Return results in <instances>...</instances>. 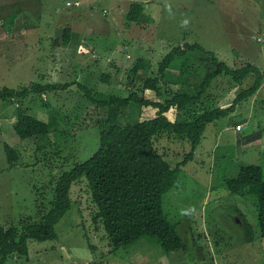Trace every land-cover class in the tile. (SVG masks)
<instances>
[{
  "label": "rangeland",
  "instance_id": "1",
  "mask_svg": "<svg viewBox=\"0 0 264 264\" xmlns=\"http://www.w3.org/2000/svg\"><path fill=\"white\" fill-rule=\"evenodd\" d=\"M75 1L0 0V90L60 86L45 97L0 101V223L6 229L21 231L38 222L50 210L62 174L97 151L98 125L108 109L89 102L82 87L97 100L126 98L130 90L141 94L146 74L156 77L162 59L186 44L201 45L231 68L252 64L264 71V0H153L138 24L127 21L130 8H113L109 0ZM66 27L72 30L70 44L55 47L53 40ZM196 56L205 57L197 50L174 60L164 89L176 90L169 84L180 79L184 59ZM238 93L233 89L220 107L229 108ZM144 95L156 99L150 91ZM257 96V103L244 101L208 125L164 196L165 214L187 242V252L166 254L151 238L114 250L102 221L95 219L98 210L83 178L71 187V208L56 225V239H29L28 255L0 256V264H264L257 197L233 195L225 186L242 167L260 166L264 175V85ZM17 108H28L44 122L55 116L57 129L40 140L20 139L14 130ZM157 113L131 103L121 109L118 125ZM166 116L175 121L176 111ZM242 120L246 125L237 133L231 127ZM6 144L19 156L14 166ZM157 147L173 168L192 152L189 143L166 137ZM240 214L251 230H243Z\"/></svg>",
  "mask_w": 264,
  "mask_h": 264
},
{
  "label": "trees",
  "instance_id": "2",
  "mask_svg": "<svg viewBox=\"0 0 264 264\" xmlns=\"http://www.w3.org/2000/svg\"><path fill=\"white\" fill-rule=\"evenodd\" d=\"M144 11L142 4L133 3L127 14V21L138 24ZM71 38L72 30L66 27L62 37L53 40V44L55 47H66ZM197 50L205 57L184 59L180 79L169 84L176 90L164 89V84H167V71L174 60L184 58L189 52ZM193 58L199 63L198 67L192 64ZM138 72L137 64L134 73ZM202 72L205 73L201 74ZM157 73L156 77L146 74L142 95L138 91L130 90V95L126 98L102 96L97 100L82 87L89 102L97 108L108 109L107 119L98 125L99 147L87 161L77 163L71 171L62 174L55 188L54 202L38 222L29 223L21 231L16 227L6 229L0 223L1 257L28 255L29 239H56V225L71 208V187L83 178L88 183L91 199L98 210L95 219L102 221L114 250L129 248L151 238L166 254L188 251L187 242L165 214L164 196L176 185L181 165H185L192 158L208 125L233 113L240 103L258 98L257 94L264 85V71L252 64L231 68L201 45L186 44L184 48H173L159 63ZM59 87L31 84L20 90L3 88L0 90V101H24L32 94L45 97ZM236 88L239 93L231 106L220 107V101ZM147 91L154 93L156 99L146 98L144 93ZM131 103L141 108H155L158 110L157 116L124 127L118 125L121 109ZM172 109L176 111L175 121L166 116ZM16 119L14 130L22 140L47 138L57 129L55 116L50 122H44L32 116L28 108H17ZM165 137L187 142L191 146L192 152L175 168L160 154L157 147ZM5 149L8 163L14 166L19 160L16 149L7 144ZM225 186L233 195L257 197L258 227L261 237L264 238L262 167H242L236 178L225 181ZM240 216L243 230H251L243 216Z\"/></svg>",
  "mask_w": 264,
  "mask_h": 264
},
{
  "label": "crops",
  "instance_id": "3",
  "mask_svg": "<svg viewBox=\"0 0 264 264\" xmlns=\"http://www.w3.org/2000/svg\"><path fill=\"white\" fill-rule=\"evenodd\" d=\"M77 1V0H76ZM75 1V2H76ZM153 0H109V2L111 3V5L113 6V8H123V7H128V8H131V6H132V4L133 3H135V2H137V3H139V4H142L143 5V7L144 8H146L145 6L146 5H149L151 2H152ZM74 2V1H73ZM82 2V1H81ZM83 3V2H82ZM145 12V11H144ZM259 93V92H258ZM258 97V96H257ZM256 99V98H255ZM257 101H258V98H257ZM257 101H256V103H257ZM253 102H254V100H253ZM236 124H238V125H241V124H245L246 125V123L242 120V121H237L236 123H234L233 125H232V129L234 128V129H236V126H238V125H236ZM243 126V125H242ZM244 127V126H243ZM242 130H244V128L242 129ZM241 130V131H242ZM236 131V130H235ZM241 131H236L237 133H241ZM249 137L248 136H245V137H242V139H248Z\"/></svg>",
  "mask_w": 264,
  "mask_h": 264
},
{
  "label": "built area",
  "instance_id": "4",
  "mask_svg": "<svg viewBox=\"0 0 264 264\" xmlns=\"http://www.w3.org/2000/svg\"><path fill=\"white\" fill-rule=\"evenodd\" d=\"M78 4V3H77ZM69 5H72L71 3H69ZM74 6L76 5L75 3L73 4ZM243 129V126L242 125H238L236 126V130L237 131H241Z\"/></svg>",
  "mask_w": 264,
  "mask_h": 264
}]
</instances>
